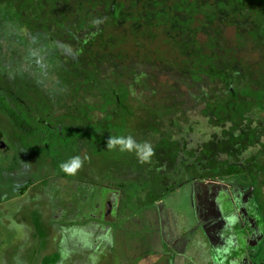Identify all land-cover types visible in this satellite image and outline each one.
I'll return each instance as SVG.
<instances>
[{
	"label": "trees",
	"instance_id": "1",
	"mask_svg": "<svg viewBox=\"0 0 264 264\" xmlns=\"http://www.w3.org/2000/svg\"><path fill=\"white\" fill-rule=\"evenodd\" d=\"M113 1L0 0V23L8 27L9 35L6 38L13 41L11 53L17 55L20 47L22 48L18 68L21 67V76L28 81V89L39 91L38 88H41L38 93L26 95L14 85L4 87L0 84V110L7 113L14 126L20 130L17 134L20 143L26 149L38 153L37 158L41 160L39 163L43 161V165L48 160L53 167H61L63 163L70 161V155H76L77 151L74 150L82 152L92 142L96 148L95 142L100 135L107 139L106 142L110 137L113 141H118L117 145L107 146L113 148L107 163H115V146H119L121 153L118 159L125 157L123 163L133 169L126 173L127 177H122L127 183L120 185L123 198L117 214L123 220L138 210L151 207L157 200L170 192L174 193L178 188L182 189L181 192L183 188L186 192L189 189L185 185L166 183L184 180L181 171H176L177 157L184 146L176 138L175 127L180 124L176 125L171 119L169 109L173 104L169 111H164V107L157 104L164 99L162 93L166 92L168 96L171 93L166 90L158 91L156 98L148 104L132 95V79L126 72L128 63L122 64L119 61L124 54L117 52V48L122 45L114 41L121 31L128 28L127 23L126 26L122 25L123 19L127 18V10L124 9L126 18L123 16L118 23L116 13L112 11L118 4H113ZM129 2L136 7L143 0H121L119 4L126 8L130 5ZM257 2L259 11L263 13L264 0ZM231 3L230 21L233 22L237 20L238 14L234 10V0ZM254 11L255 9L252 10ZM262 21L260 26L264 29V20ZM83 28L90 30L88 37H91L87 38L85 44L81 38ZM253 29L247 28L246 31H250L255 40L263 44L264 41L259 35H255ZM37 54L39 58L36 57ZM212 57L216 59L215 70L212 71L214 74L198 77V89L188 94L196 101L201 99L199 94L205 95L207 110L214 114V118L210 119L220 129V133L189 151L188 155L195 157V163L188 165L187 170L182 172L196 174L195 180L199 182L220 178L237 185L242 184L246 189L254 187L255 201L259 203L254 204L256 206L252 213L259 215L260 222L264 225L263 189L260 188V185H264V72L253 70L252 75L242 77L245 72L238 67L242 64L238 62V57L234 56L226 61L219 56L217 49ZM232 63H236V69ZM80 79H84L86 84L95 81L93 85L99 89L97 95L102 100L104 117L99 121L88 117L93 123L90 121L80 126L81 130L74 128L71 123H66L63 127L57 126L55 119L58 117L52 118L53 106L69 104L65 95L74 102L67 89L72 87L78 90L80 87L72 85L82 84ZM103 79L108 81L105 85ZM218 79L227 85V92L215 90L214 86L205 88L207 80ZM48 81H51V87H47ZM93 85L85 87L86 93ZM110 87L112 88L108 89ZM44 92L50 94L45 100ZM36 96L37 100L34 101ZM84 103L87 107H92L87 102ZM74 104L80 107L85 105ZM88 136L91 139H87ZM2 137L3 134L0 133V138ZM35 142L36 145L32 146ZM52 151L54 157H51ZM170 177L173 179H169ZM133 184L138 186V190L133 192L138 193L141 202L137 201L136 196L126 194L128 186ZM28 186L30 185L24 187ZM222 187L223 185H216L211 190L214 197V190ZM203 192V188L196 190V194ZM226 193L227 197H233V194ZM144 199L150 201L145 203ZM136 205L139 207L135 208ZM121 206L126 207L125 211ZM131 206L135 209H131Z\"/></svg>",
	"mask_w": 264,
	"mask_h": 264
},
{
	"label": "rangeland",
	"instance_id": "2",
	"mask_svg": "<svg viewBox=\"0 0 264 264\" xmlns=\"http://www.w3.org/2000/svg\"><path fill=\"white\" fill-rule=\"evenodd\" d=\"M212 1L214 2L215 0ZM139 11H141L140 8L138 12ZM247 18L249 20L247 27L253 29L257 26V28L252 31L255 35H259L264 41V29L260 26L263 22L262 20H264V12L262 14L248 15ZM160 24L159 21L154 23L150 20L148 27L150 30L147 31V35H142L139 41L130 39L129 35L123 36L127 37V39L124 40L125 42H122V46L117 48V52L119 51L121 54H124L119 58V61L125 64L128 62V59L130 61L134 59H148L151 57L153 58L151 60H155L156 62H170L176 57H179L180 53H178L177 47L172 44L163 26ZM8 35V27L0 23V84L3 86L14 85L17 90L26 95L31 92L38 93L41 88H38L39 91H33L31 88L28 89V81L22 78L21 67L18 69L22 48L20 45L16 44L17 47H20V52L17 55H13L11 53L13 41H9L6 38ZM222 38L225 39V43L222 41V44L217 48L214 47V50H219V56L226 61L234 56L238 57V62H242L238 67L241 68L240 70H242V72H245L242 77L252 75L253 70H256L255 72H264V43L260 44L255 40L250 31H241L237 30L234 26H230L227 27ZM36 57L39 58V54H37ZM175 61L179 64V61ZM232 65H234L233 68L236 69V63H232ZM228 73H230V71H228ZM141 76L142 75L139 74L131 75L130 77L133 83L132 95L135 98L141 99L143 103L148 104L151 100L156 98L155 90H157V87L165 86V90H168L169 86H176L177 88H175L180 91L172 92L171 96H168L166 92L162 93L164 99L157 104L159 107H164V111H167L170 105L173 104L171 109H169L172 114L171 119L176 125L180 124L175 127L176 138L182 141L187 156H189V151L198 148L201 144L210 140L213 135L220 133V129L216 128L214 125L215 123L211 121V119L214 118V114L207 110L205 95L199 94L201 99L196 101L193 96L188 94L183 83L181 84L177 80L178 84L172 85L171 83H173V81L159 76L150 77L149 83H147V86L142 90L137 86V84L139 85L140 83L141 85L146 84L141 79ZM80 80L82 84L77 83L76 85H72L73 87H80L78 90L72 89V87L67 89L72 94V96H69L75 100L74 102L76 103H82L84 105V102H87L88 105L92 107L89 108L86 104L83 107L75 106L74 102L71 101V99H67L68 96L65 95V99L68 100L69 104H58L53 106L54 114L52 118L58 117L55 119L57 126L63 127L66 123H71L74 128L80 129V126L90 121L93 123V120L99 121V119L104 117V113L101 110L102 100L99 98V95H97L99 89L93 85L95 81L92 80V82L86 84L84 79ZM187 80L189 81V79H185V82ZM86 81L88 82V80ZM259 81H261V79H259ZM107 82V80L103 79L104 85ZM111 83L112 82H110V84ZM51 84V81H48V83L46 82L47 87H51ZM89 85H93V87L86 93L85 87ZM136 86L138 90H134ZM204 86L205 88H212V86H214L213 89L215 90L227 92V85L220 79L215 81L207 80ZM111 88L112 87L108 89ZM48 95L50 94L44 92L43 100H45ZM33 99L36 101L37 96ZM11 105L15 106L12 102ZM46 107L47 106H45V108ZM71 116H73L74 119ZM88 117H93V120H89ZM172 120L171 122H173ZM19 131L20 130L14 126L7 113L0 110V133L3 134L2 140L4 146L10 149L0 152V250L5 252L3 246H6L12 240L15 244L7 251L10 263H12V257L19 264H40L45 261H61L64 259L63 244L59 242V248L56 252L55 247L60 237L63 235V226L68 224L67 218L69 214L79 211L84 214V217L87 219L85 223L97 219L100 221L101 226L114 225L116 223L115 216L117 212L115 208L112 209L107 205V202H104L110 201L112 190L103 191V187H118L123 184V182L127 183L122 177H127L126 173L129 172L131 168L123 163L126 160L125 157H120L118 159L121 153L119 146H115L117 153V156H115L116 159L114 160L115 163H107L113 148H107V142L105 141L107 139H103V135H100V137L97 138L98 141L95 142L96 148L93 147L92 142L86 145L82 152L74 150L77 151L75 156L80 155L79 157L83 160L82 166L75 174H69L61 167H50L51 169L48 171L46 170L47 168L42 170L37 167L39 161H41L37 159L38 153L26 149L23 144L20 143V139L17 136ZM67 137L69 139L68 143H70L69 135H67ZM87 139H91V136H88ZM101 144H103L104 147H102ZM117 144L118 141L115 145ZM31 145L35 146L36 142ZM89 145H91V147H89ZM50 153L51 157H54V151ZM55 154L57 155L56 151ZM186 155L183 152L180 157L183 156V159L187 157ZM69 157V160H71L72 155ZM44 162L47 163L46 160ZM178 163L179 166H182L180 160ZM177 169L180 171L179 168ZM131 171H133V169ZM128 175H131V173H128ZM57 179L64 181L67 185H55L58 182ZM147 180H149L148 177ZM29 182L34 183V185L27 188L22 187L25 185L21 184ZM202 183L207 185L206 182ZM189 186L190 185H185L187 188ZM137 187L138 186L134 184L133 186H128L126 194L132 197L136 196L137 201H139L138 193L133 192L138 190ZM260 188L263 189L262 200H264V185H260ZM121 189L122 188L117 189L118 196L123 198V189ZM183 192H186L184 188ZM242 192L243 190L241 188L232 191L234 196L240 195L243 197ZM172 194L173 195L169 198L177 197L175 193ZM253 197H255L254 187ZM253 197L250 196V198L254 199ZM184 199L185 198H181L180 200ZM147 200L148 199H144L143 202L146 203ZM159 201L160 200L156 202L158 203L157 206H160ZM70 203L72 204L71 206H69ZM154 206L156 205H152L151 207ZM136 207H139V205H136L135 208ZM121 208H124V206H121ZM130 208L133 210L135 209L132 206ZM146 208L138 210L137 213H144V211L147 210ZM154 208H151L152 211H155ZM159 209L163 212L161 208ZM54 216L58 217L55 219ZM117 217L119 218V215H117ZM79 218L82 219V217ZM258 219L260 222L261 218L259 217ZM38 224H40L44 230V233L41 235H37L34 232V228L37 230L40 226ZM67 227L68 234L72 235L74 229L70 225ZM25 228L30 232H26ZM13 239H16V241ZM83 242L81 247L89 242V238L86 237Z\"/></svg>",
	"mask_w": 264,
	"mask_h": 264
},
{
	"label": "crops",
	"instance_id": "3",
	"mask_svg": "<svg viewBox=\"0 0 264 264\" xmlns=\"http://www.w3.org/2000/svg\"><path fill=\"white\" fill-rule=\"evenodd\" d=\"M227 186L223 185L219 192L227 190ZM228 199L213 197L214 211L210 214L203 213L209 206L208 201L197 202L193 198L195 202L191 203L188 197L161 200L160 206L156 203L155 208L151 207L155 211L146 208L144 213H135L123 220L116 214V223L107 226H101L97 219L85 223L84 214L76 211L69 214L68 224L63 226V235L55 247L56 252L59 242L63 244L64 259L40 264H264L260 252L264 225L259 222L260 216L251 218L253 225L247 222V214L252 216L254 204L259 201L249 197L245 200V194ZM194 209L197 216L187 214ZM68 225L74 229L72 235L68 234ZM26 232L30 231L26 229ZM34 232L43 234V227L34 228ZM86 237L89 242L81 247ZM13 244L11 240L3 246L5 252L0 250V264H19L13 257L10 263L7 256Z\"/></svg>",
	"mask_w": 264,
	"mask_h": 264
},
{
	"label": "flooded vegetation",
	"instance_id": "4",
	"mask_svg": "<svg viewBox=\"0 0 264 264\" xmlns=\"http://www.w3.org/2000/svg\"><path fill=\"white\" fill-rule=\"evenodd\" d=\"M120 1H113V4L118 5L114 6L112 11L116 13L115 16H117L118 23H120V20H122L124 17L126 18L127 16L126 19H123L122 25L126 26L125 23H127L128 28H126L124 31H121L120 36L116 37L114 40L115 42L122 45V42H125L124 40L127 39V37L123 36L126 35H129L130 39L139 41L142 35H147V31L150 30V28H148L150 20L154 23L159 21L161 23L160 25L163 26L167 37L171 40L172 44L177 47L178 53H180L179 57H176L170 62H156L155 60H151L153 59L151 57L148 59H134L130 61L128 59V64L126 65L128 68L126 69L127 75L141 74V79L146 84L141 85L140 83L139 85L137 84V86L142 90H144L143 88L147 86V83H149L150 77L159 76L161 78H168L173 81V83H171L172 85L178 84V80L181 84H184L188 93L196 91L198 89V77H209L214 74L212 72L215 70L214 66L216 60L214 57H212L213 53H215L214 47L221 45L222 41L225 43V39L222 37L227 27L234 26L237 30H247V26L249 24V20L247 18L248 15H251V13L262 14L257 6V0H234L236 3L234 10L237 12L238 18L233 22L230 21L231 12L229 9H231L232 5L231 0H215L214 2L212 0H143L141 5L136 7H133V5H131L129 2L130 5L126 8H123V5L119 4ZM117 8L118 10H116ZM139 8L141 11L138 12ZM124 9L127 10L126 16H124ZM253 9H255L254 12H252ZM136 31H140V33H136ZM89 34L90 30L83 28L81 32V38L82 41H84V44L87 42V38H91L88 37ZM175 60L179 61V64L176 63ZM185 79H189V81L187 80L185 82ZM137 86L134 88V90H138ZM130 87L132 93L133 85ZM175 87L176 86H169V89L166 91H168V93L178 92L179 90L176 89L177 87ZM165 89V86L157 87L155 93L158 91L164 92ZM6 150L10 149L4 146L3 140L0 138V152ZM183 152L186 155L184 148L180 151L179 156L177 157V168L180 169L181 176L184 175V180L179 181L178 179L173 180V182L166 183L167 185H190L188 188L189 192L187 191V193H180L181 188H178L174 192L177 197L169 198L171 195H173L170 193L167 196L160 198V201H164L166 199L173 201L176 199L180 200L181 198L186 199L188 197L190 198L191 203H193L195 201L192 199L197 198V202L208 201L207 204L209 206L203 213L210 214L214 211L211 203L215 202L212 200L214 196L211 190L214 189L216 185H228L227 190L222 189L220 192L218 189L214 190V194L222 200H229L226 191L231 193V189L237 190L239 188L243 190V196L245 194V200H248L247 198H250V196L253 197V187L246 189L242 186V184L237 185L233 182L226 180L224 181L220 178L203 181L207 184L204 185V183L199 182V180H195L196 174L188 175L186 172H182L184 169L187 170L188 165H194L195 163V157L193 158L190 155H186L187 157L182 159L183 156L180 157V155ZM37 159L39 160V158ZM179 160L181 161L182 166H179ZM37 167L42 170L47 168L46 170L48 171L51 169L50 167H53V164L47 160L45 165H43L41 162V164L39 163ZM169 179L173 178L170 177ZM57 181L58 182L55 185H67L60 179H57ZM149 184L150 182L148 185ZM21 185L31 186L34 185V183H25ZM22 187L24 188V186ZM202 187H209L211 189L207 191L203 189V194L193 193L198 189L202 190ZM119 188L120 185L118 187H103V191L109 189L112 190L110 201L104 202H107V205H109L112 209L115 208L117 213L122 200V198L118 196L117 189ZM232 200H235V198ZM187 214H191L195 217L197 216V211L194 209L193 211H188ZM247 216V222H251L249 223L250 225H253V220L251 218L259 217L257 214H252V216L251 214H247ZM218 225L220 226V222L217 224L216 228ZM261 236H264V234ZM260 252H262V259L264 260V241L262 243V251Z\"/></svg>",
	"mask_w": 264,
	"mask_h": 264
},
{
	"label": "clouds",
	"instance_id": "5",
	"mask_svg": "<svg viewBox=\"0 0 264 264\" xmlns=\"http://www.w3.org/2000/svg\"><path fill=\"white\" fill-rule=\"evenodd\" d=\"M96 23H100V21H96ZM116 141H113L112 138L107 142V146H114ZM83 160L79 156H74L70 161L65 162L61 165V168L69 174H75V172L82 166Z\"/></svg>",
	"mask_w": 264,
	"mask_h": 264
}]
</instances>
